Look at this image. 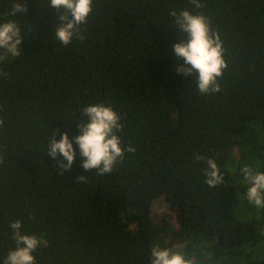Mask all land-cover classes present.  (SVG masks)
<instances>
[{"label":"trees","instance_id":"16d2710c","mask_svg":"<svg viewBox=\"0 0 264 264\" xmlns=\"http://www.w3.org/2000/svg\"><path fill=\"white\" fill-rule=\"evenodd\" d=\"M17 3L21 0H16ZM11 16L21 55L0 62V264L15 247L9 225L48 242L36 264H151L154 245L205 264H264V208L246 198L241 169L264 172V0H93L68 45L55 36L48 0H22ZM210 19L225 48L221 91L201 94L173 44L183 34L169 13ZM111 105L125 151L110 173L84 172L79 152L62 171L48 140L79 134L85 106ZM73 147L77 146L73 143ZM214 159L221 185L205 183ZM67 163L66 161H63ZM84 175V181L77 177ZM162 198L166 210L154 214Z\"/></svg>","mask_w":264,"mask_h":264},{"label":"clouds","instance_id":"9594fccd","mask_svg":"<svg viewBox=\"0 0 264 264\" xmlns=\"http://www.w3.org/2000/svg\"><path fill=\"white\" fill-rule=\"evenodd\" d=\"M49 5L61 12L57 16L58 25L55 28L56 38L68 45L74 36L83 39L80 26L87 23V18L92 12L93 0H48ZM196 9L203 7L200 0H190ZM27 7L22 2L12 0L10 15L17 12H26ZM174 17V23L183 34L182 38L173 44V53L177 60L183 64L177 67V73L195 76L198 91L201 94H214L221 91L219 79L227 67L224 59L225 48L218 32L211 27L209 17L185 9L177 13L175 10L169 13ZM24 42L21 36L19 24L14 20L0 23V62L9 57L21 55V44ZM0 70V76H6ZM82 116L86 120L78 123L79 134L71 140L67 133H60V139L56 140V134L48 140L47 152L52 159L58 155L63 158L58 161L62 171L72 168L77 151L81 157V165L84 172L96 170L97 174L110 173L116 163L122 160L125 151L135 152L130 145L122 147L121 139L117 133L121 130L120 116L112 106L96 103L85 106ZM3 120H0V126ZM73 143L77 146L73 147ZM197 160L204 161L207 165L204 170L205 183L209 188L217 187L223 182V174L220 172L214 159L197 155ZM66 161L67 163H64ZM0 163L3 158L0 157ZM244 178L249 182L246 192L248 202L256 208H264V172L253 171L250 167L241 169ZM86 177L80 175L77 181H84ZM12 238L15 242L14 249L10 250L2 264H36L33 253L39 247H47L48 242L41 236L29 235L22 232V223L19 220L12 222ZM209 254H202L200 259L195 255H188L169 247L154 245L151 248V264H205Z\"/></svg>","mask_w":264,"mask_h":264},{"label":"rangeland","instance_id":"374dc122","mask_svg":"<svg viewBox=\"0 0 264 264\" xmlns=\"http://www.w3.org/2000/svg\"><path fill=\"white\" fill-rule=\"evenodd\" d=\"M166 210V206L165 203L163 201L162 198L157 199L154 203H153V212L154 214H162L164 213Z\"/></svg>","mask_w":264,"mask_h":264}]
</instances>
